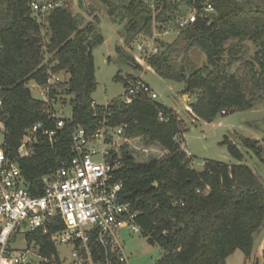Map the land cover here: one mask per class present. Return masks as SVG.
Here are the masks:
<instances>
[{
  "label": "trees",
  "instance_id": "16d2710c",
  "mask_svg": "<svg viewBox=\"0 0 264 264\" xmlns=\"http://www.w3.org/2000/svg\"><path fill=\"white\" fill-rule=\"evenodd\" d=\"M35 1L0 0V121L6 130L7 154H16L24 133L37 124L56 133L51 144L41 132L32 155L18 163L28 189L40 196L42 178L72 159L74 130L83 127L92 134L105 112L104 106L92 105L98 86L93 51L104 37L99 17L88 21L80 13L74 15L69 0L47 13L44 21L43 15L32 13ZM52 1L56 0L43 2ZM98 1L113 24L124 26L119 35L130 50L138 40L151 37L155 28L160 35L178 32L174 44L184 43L182 62L173 58L174 44L159 40L161 53L150 58L148 66L164 80L184 84L183 96L196 94L189 107L200 120L212 123L223 112L227 116L264 103V0ZM209 5L213 12L206 11ZM182 8L195 13L184 28L175 21ZM248 42L257 49L252 56L247 55ZM191 49L206 55L205 66L197 68L188 60ZM116 52L129 67L140 69L132 66L134 59L123 47ZM61 73L69 79L56 86L52 96H71L72 116L59 130L58 120L49 119L44 102L32 97L28 85H46L50 75ZM108 111L113 127L126 128L123 166L118 172L124 185L122 202L138 212L140 234L151 246L160 247L157 264H226L236 251L250 258L255 235L264 224V186L254 172L246 165L211 160L205 161L201 172L192 169V159L174 140L186 133L183 122L159 103L135 100L125 105L117 98ZM160 112L168 115L163 122L158 119ZM136 141L145 144L148 162H137ZM223 144L233 159L243 161L236 144L228 139ZM242 145L262 160L258 141L242 139ZM155 146L164 151L156 159L152 158Z\"/></svg>",
  "mask_w": 264,
  "mask_h": 264
},
{
  "label": "built area",
  "instance_id": "2783aa9c",
  "mask_svg": "<svg viewBox=\"0 0 264 264\" xmlns=\"http://www.w3.org/2000/svg\"><path fill=\"white\" fill-rule=\"evenodd\" d=\"M30 7L33 15H43L64 7V1H35ZM206 11L213 12V9L209 5ZM194 16L192 12L180 22V28L193 21ZM171 33L167 31L164 35ZM161 36L155 28L151 37L137 43L138 55L131 56L135 67H140L141 76L119 73L118 78L125 83L120 97L123 104L131 105L135 100L158 103V95L144 82L143 73L150 69L149 59L161 53L158 44ZM58 82L56 75H50L46 85L34 83L43 96L49 119H57V128L61 130L66 124L58 116L59 100L63 96H52ZM92 105L97 106L95 102ZM108 105L92 134L83 127L74 130L72 159L62 163L53 175L42 178L40 196L30 192L18 163L32 155L41 132L51 144L56 133L43 131L42 124L35 125L24 133L14 155L6 153L4 136L0 144V264H67L62 259L60 246L70 248L68 264H129L121 233L125 229L140 233L136 223L139 214L122 202L124 185L118 172L123 166L121 150L127 142L126 128L110 124L112 113ZM167 118L168 115L159 113L160 122ZM2 133L5 135L6 130L0 121ZM174 140L187 158L192 159L184 146V136L177 135ZM11 240L17 244L22 242L23 246L12 247Z\"/></svg>",
  "mask_w": 264,
  "mask_h": 264
},
{
  "label": "rangeland",
  "instance_id": "374dc122",
  "mask_svg": "<svg viewBox=\"0 0 264 264\" xmlns=\"http://www.w3.org/2000/svg\"><path fill=\"white\" fill-rule=\"evenodd\" d=\"M42 2L44 0H37ZM81 1L84 7L79 6ZM68 7L71 12L76 15L78 13L85 16L88 21H91L93 16L97 15L100 19L98 25L99 31L104 37V43L98 46L93 51L95 60V71L97 90L93 94L92 99L98 106H107L112 100L120 98L125 89V83L116 79L119 73L141 76L142 71L139 69H132L123 59L119 57L116 52L117 47H123L132 56H137L136 45L142 42L138 40L133 50L127 48L121 39L119 33L123 30V25H116L110 21L107 14V8L98 0H69ZM191 10L182 8L177 13L175 21L180 23L184 21L191 14ZM46 14H43L42 21H44ZM175 22V23H176ZM178 38V32L173 30L169 35H162L160 37L161 43L164 45H172ZM248 47L247 55L252 56L257 49L252 43H246ZM184 48V43L178 42L173 45L176 51L173 58L180 64L184 58L181 50ZM188 60H190L195 67L202 68L207 64V57L199 49H191L188 52ZM239 64L233 67L232 72H236ZM58 84L63 85L69 79L68 75L61 73L57 76ZM143 80L146 82L158 95V103L168 109L177 112L179 117L183 119L182 128L187 129L184 134V146L192 154L191 168L197 172L203 171L204 163L207 160L217 161L226 165H246L257 176L259 181L264 186V103L255 107L253 110L239 112L235 111L227 116L219 115L212 123L204 122L203 120L194 121L188 117L186 106H189L196 99V94L186 95L189 98L183 99L182 91L185 88L184 84L174 83L169 80H164L158 76L153 70L149 69L143 73ZM32 97L36 100L42 101L43 96L40 89L36 87L34 82L28 85ZM63 97L59 100L58 116L63 119H70L72 116V107L70 105L71 96ZM65 101V102H64ZM63 104V105H62ZM63 106V107H62ZM192 116V115H191ZM4 134L0 135V144L4 140ZM228 139L237 145L239 150L244 155L242 162L233 159L228 147L223 142ZM242 139L256 140L263 148L262 160L257 158L252 151L246 149L242 145ZM134 154L137 156V162H148L150 156L146 157L143 152L145 144L143 141H136L133 144ZM152 158H159L164 151L160 146H155ZM160 151V152H159ZM151 154V153H150ZM122 245L125 253L129 259V264H157L162 256V251L159 246H151L147 238L140 233H132L129 229H125L121 233ZM19 241V240H18ZM12 247L23 246L22 242L17 244V241H10ZM62 259L68 264L70 262V248L60 246ZM264 224L260 231L255 235V247L250 258L241 251L234 252L226 261V264H264Z\"/></svg>",
  "mask_w": 264,
  "mask_h": 264
},
{
  "label": "crops",
  "instance_id": "0c3cea01",
  "mask_svg": "<svg viewBox=\"0 0 264 264\" xmlns=\"http://www.w3.org/2000/svg\"><path fill=\"white\" fill-rule=\"evenodd\" d=\"M151 69V68H150ZM152 70V69H151ZM186 98H189V97H187V96H183V99L185 100ZM174 111V110H173ZM175 112V111H174ZM186 112H187V114H188V117L189 118H191L192 120H194V121H200V119L199 118H197L194 114H193V112H192V110L190 109V107L189 106H186ZM177 115H179L177 112H175ZM192 115V116H191ZM181 118V117H180ZM182 119V118H181ZM182 121H183V119H182ZM184 131H187V129H184Z\"/></svg>",
  "mask_w": 264,
  "mask_h": 264
},
{
  "label": "water",
  "instance_id": "95a60500",
  "mask_svg": "<svg viewBox=\"0 0 264 264\" xmlns=\"http://www.w3.org/2000/svg\"><path fill=\"white\" fill-rule=\"evenodd\" d=\"M132 66H134V67H135V64H132ZM154 186H155V187H158V184H155Z\"/></svg>",
  "mask_w": 264,
  "mask_h": 264
}]
</instances>
